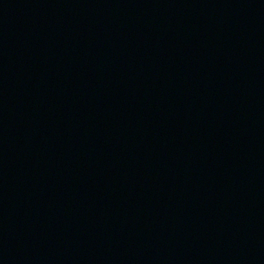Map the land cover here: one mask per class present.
I'll return each instance as SVG.
<instances>
[{"label": "water", "instance_id": "obj_1", "mask_svg": "<svg viewBox=\"0 0 264 264\" xmlns=\"http://www.w3.org/2000/svg\"><path fill=\"white\" fill-rule=\"evenodd\" d=\"M0 264H264V0H0Z\"/></svg>", "mask_w": 264, "mask_h": 264}]
</instances>
